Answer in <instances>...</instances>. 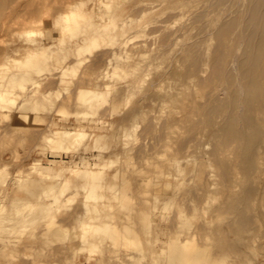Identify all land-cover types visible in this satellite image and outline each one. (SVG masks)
Masks as SVG:
<instances>
[{
    "label": "rangeland",
    "instance_id": "obj_1",
    "mask_svg": "<svg viewBox=\"0 0 264 264\" xmlns=\"http://www.w3.org/2000/svg\"><path fill=\"white\" fill-rule=\"evenodd\" d=\"M55 1L0 0V264H264V0Z\"/></svg>",
    "mask_w": 264,
    "mask_h": 264
},
{
    "label": "bare ground",
    "instance_id": "obj_2",
    "mask_svg": "<svg viewBox=\"0 0 264 264\" xmlns=\"http://www.w3.org/2000/svg\"><path fill=\"white\" fill-rule=\"evenodd\" d=\"M56 3H57V0L55 1ZM60 2H61V0H60ZM65 2V1H64ZM104 4V3H103ZM105 5H107V3H105ZM104 6V5H103ZM81 8H82V4L81 3H77V2H70L69 3V5H67V9L66 10H63V11H66V13H65V15L62 17V21L64 22V24L67 26H69V25H71V23H72V26H70V30L71 31H73V34H76V31L77 30H79L80 29V31L82 30V28H84V31L86 32V33H90L91 35H94V34H97L98 32H100V31H103L104 29H105V27L104 26H98V25H96V24H94V23H92V22H84L82 19L83 18H85L87 15H88V13L87 12H83V11H81ZM85 9V8H84ZM66 16V17H65ZM25 22V21H24ZM27 24V23H26ZM84 24H87L86 26H84ZM70 31V32H71ZM73 34H72V36H73ZM82 47H83V45H81V47H79V52H81L82 51ZM34 49V48H33ZM43 50V49H42ZM36 52V51H35ZM49 57L48 56V53L46 52V50H43L42 52H41V54H38L37 56H36V58H34V60L33 61H29V62H25L24 64H22V65H19V67H18V72H23L27 67H24V66H28V64L30 65V67H31V69H30V71H26V72H24L23 74V77L25 78V77H27L28 79H29V77H31L32 75V73L34 74V72L36 73V71L38 70V66L40 65L39 63H40V61L41 60H43V59H47V58ZM40 66H42V65H40ZM41 68V67H40ZM39 68V69H40ZM41 70H42V68H41ZM40 70V71H41ZM17 75H19L18 73L17 74H15L14 76H17ZM31 75V76H30ZM2 83V82H1ZM0 83V84H1ZM4 94V93H3ZM3 94H0V102L1 101H3ZM101 94V93H100ZM99 94L96 92V91H94V89L93 90H86V89H84V90H81V92L79 93V95H78V100L81 102V103H84V104H89L88 105V107L90 106V103H92L93 102V100L94 99H96L97 97H99L98 96ZM102 95V94H101ZM95 101V100H94ZM98 101V100H97ZM80 103V104H81ZM99 105V104H98ZM92 106V105H91ZM94 106H96V104L94 105ZM85 107H87V105L85 106ZM87 107V108H88ZM92 108V107H91ZM92 110V109H91ZM88 111V110H87ZM80 113H82V112H80ZM85 113H87V112H85ZM83 115V114H82ZM71 135H73L72 134V132H70V131H68V132H65V134H63V136H62V140L64 141H67L69 138H70V136ZM65 143V142H64ZM65 146H66V144H65ZM49 174L48 173H44V172H41V180H44L47 176H48ZM32 179V181L34 180L33 178H31ZM36 179V178H35ZM38 179H39V177H38ZM34 183H35V181H33ZM37 182V181H36ZM58 187V186H57ZM56 189H58V188H55V190ZM44 190V189H43ZM48 190V189H47ZM47 190H45V192H43L46 196L49 194V192L46 194V192H47ZM52 190V189H51ZM54 190V191H55ZM48 191H50V190H48ZM57 192H58V190H57ZM52 193H53V190H52ZM44 195V196H45ZM50 195V194H49ZM45 196V197H46ZM51 198V197H50ZM50 198H48V199H50ZM60 199V198H59ZM59 199L57 200V203L59 202ZM51 200H52V198H51ZM46 204H48V203H46ZM43 205V204H42ZM49 205V204H48ZM44 207V206H43ZM45 207H47V206H45ZM44 207V208H45ZM39 208H40V206H39ZM41 208H42V206H41Z\"/></svg>",
    "mask_w": 264,
    "mask_h": 264
}]
</instances>
